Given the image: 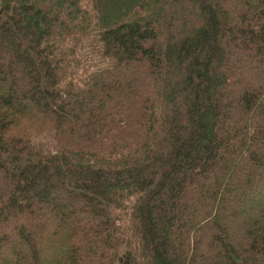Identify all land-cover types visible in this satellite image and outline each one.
Segmentation results:
<instances>
[{"label":"trees","instance_id":"trees-1","mask_svg":"<svg viewBox=\"0 0 264 264\" xmlns=\"http://www.w3.org/2000/svg\"><path fill=\"white\" fill-rule=\"evenodd\" d=\"M0 264H264V0H0Z\"/></svg>","mask_w":264,"mask_h":264}]
</instances>
